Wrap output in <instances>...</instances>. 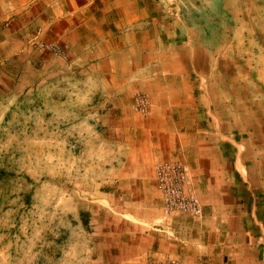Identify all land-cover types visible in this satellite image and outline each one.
<instances>
[{
	"label": "crops",
	"instance_id": "1",
	"mask_svg": "<svg viewBox=\"0 0 264 264\" xmlns=\"http://www.w3.org/2000/svg\"><path fill=\"white\" fill-rule=\"evenodd\" d=\"M202 1L0 0L3 40L17 39L21 54L34 39L63 42L71 55H82V70L111 83L107 101L117 102V115L136 94L150 95L148 121L158 125L148 127L152 155L189 154L193 176L206 183L230 181L233 166L252 199L248 211L230 188L210 189L206 221L163 218L145 177L132 172L131 187L119 184L104 209L110 232L103 235L116 254L128 255L116 264L168 257L185 264H264L263 57L241 44L225 19H215L216 0L212 11ZM163 137L165 146L157 143ZM136 166L150 170L144 158L131 159L129 167ZM245 210L260 238L241 228Z\"/></svg>",
	"mask_w": 264,
	"mask_h": 264
},
{
	"label": "rangeland",
	"instance_id": "2",
	"mask_svg": "<svg viewBox=\"0 0 264 264\" xmlns=\"http://www.w3.org/2000/svg\"><path fill=\"white\" fill-rule=\"evenodd\" d=\"M212 1L202 3L212 11ZM216 1L215 19H225V28L262 56L264 65V0ZM27 45L29 50L21 54L17 39L0 37V264L125 261L128 255L116 254L111 240L103 235L110 232V226L103 225L108 216L104 209L109 210L111 192L119 184L131 187L126 177L132 172L145 177L163 218L193 222L185 214H164L155 168L166 162L187 167L190 187L203 208L201 222L206 221L204 201L209 196L205 192L210 189L230 188L239 205L249 211L252 199L233 166L230 181L206 183L193 176L189 154L172 156L166 150L167 157L158 152L152 155L148 127L158 125L148 121L150 95L136 94L123 116L117 115V102L107 101L113 86L109 81H95L92 72L82 70V55H71L63 42L38 38ZM56 47L64 53L57 54ZM76 61L81 64H70ZM139 95L148 99L147 113L135 107ZM157 143L165 146L164 137ZM225 152L233 157L232 148ZM143 158L150 170L129 167L131 159ZM246 210L241 214V228H247V237L257 234L260 238Z\"/></svg>",
	"mask_w": 264,
	"mask_h": 264
},
{
	"label": "built area",
	"instance_id": "3",
	"mask_svg": "<svg viewBox=\"0 0 264 264\" xmlns=\"http://www.w3.org/2000/svg\"><path fill=\"white\" fill-rule=\"evenodd\" d=\"M57 54H63L61 48L53 49ZM135 107L141 113H147L149 102L147 97L139 95ZM155 180L158 191L164 201V214H185L194 221H201L204 214L203 208L196 191L190 187L188 169L180 163L166 162L155 168ZM149 264H185L179 258L168 257L161 261H153Z\"/></svg>",
	"mask_w": 264,
	"mask_h": 264
}]
</instances>
